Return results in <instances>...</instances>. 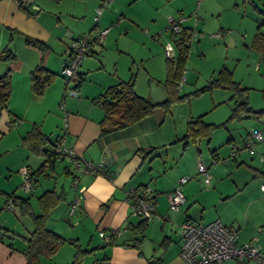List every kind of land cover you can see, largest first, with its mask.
<instances>
[{"label":"crops","instance_id":"0c3cea01","mask_svg":"<svg viewBox=\"0 0 264 264\" xmlns=\"http://www.w3.org/2000/svg\"><path fill=\"white\" fill-rule=\"evenodd\" d=\"M99 1L0 0V53L10 52L13 57L10 60L0 58V76L8 68L10 82L7 107L0 109V155L8 157L6 171L15 170L21 185L22 168L33 171L42 165L44 158L30 152L22 143V137L32 127L38 128L51 141L64 135L66 147L80 159L104 161L105 174L90 177L75 176L67 158L57 160L53 177L49 180L39 178L28 192H32L30 203L36 213L39 212L36 199L44 191L63 194V199L50 211L46 226L72 241L76 248L92 251L83 257L82 264H183L178 225L186 220L209 222L215 219L227 228L236 229L237 243L253 244L263 259L261 263L229 260L222 264H264V193L261 189L264 186V156L258 158L259 164L254 163L255 152L244 148L249 135L241 138L243 148L238 147L241 141L230 140L224 156L212 150L208 167L212 177L205 184L204 177H196L201 175L197 171L202 159V150L197 147L199 140L190 141L186 148L178 141L186 134L188 120L176 127L170 112L156 108L151 115L132 125L101 135L100 121L104 111L96 100L108 87L132 77L136 94L151 99V93L143 86L163 85L167 71L165 46H171L173 58L177 55L175 38L165 30L168 16L187 17L182 27L192 30V40L198 39L200 48L202 42L216 33L228 41L232 35L237 37L243 28L214 20L215 12L223 9L214 0H114L104 7L97 26L110 28L112 21H116L115 28L127 21L130 27L123 36L121 33L110 35L109 30L104 45L95 47L82 60L79 82L65 83L58 76L66 62L65 50L72 40L94 28L93 17ZM130 7L136 11H127ZM138 24L148 26L145 33L162 44L161 54L152 53L145 42L138 51L124 46L121 40L127 37V32L142 34ZM256 29L250 43L254 42ZM27 40L38 42L40 47ZM37 68L53 75L42 95H36L31 89V74ZM158 96H164L161 89ZM233 151L232 159L224 162ZM231 160L237 162V166L234 167ZM242 165L248 168L245 175L239 173ZM48 169L44 167L45 171ZM60 175L68 178L67 188L64 184L58 187ZM182 177L190 178L179 185ZM74 178L76 188L71 185ZM143 186H149L157 194L155 216L151 221L131 215L128 193ZM179 186L185 203L172 214L167 194ZM38 188L40 191H36ZM76 196L81 197V205L70 214V205ZM16 210L19 216H14L22 227L24 235L21 237L25 242L33 230V223L29 217L21 216L17 207ZM0 225L5 231L10 227L17 229L7 216ZM99 230H119V233L113 244H104ZM12 240L13 236L9 241ZM24 246L17 251L10 242V249H1V252L8 263L25 264L26 242ZM64 247L53 257H41L40 264H70L76 250ZM16 255L19 258L15 259ZM61 255L63 258H59Z\"/></svg>","mask_w":264,"mask_h":264},{"label":"rangeland","instance_id":"374dc122","mask_svg":"<svg viewBox=\"0 0 264 264\" xmlns=\"http://www.w3.org/2000/svg\"><path fill=\"white\" fill-rule=\"evenodd\" d=\"M186 1L190 2L188 0ZM195 1L197 2L198 0ZM214 2L220 5L221 9L223 8L220 13L217 11L215 12V17L213 16V18H215L214 20L221 23H228L239 29L243 28L245 33L240 29L238 36L233 37L232 35L229 37L230 39H228V41L221 38L222 35L218 38L211 36L206 42H202L201 48L198 42L199 40L194 38L192 40V48H190V52L185 61L184 73L182 76L185 78V82L183 85L179 84L178 87V96L185 95V99L171 103L168 109L161 107L159 109L162 112L164 110V112L171 113L176 127L181 126L185 120H195L202 115V121L205 124H224L223 127L216 129L212 133L209 144L207 139H199L197 147L199 146L202 150V159L199 162L206 168L210 167L212 159L210 154L212 150H216L220 156H224L225 153H227L226 147L229 146L230 140L234 139L238 142L241 141L238 147L243 148L242 137L244 138L251 132L257 131L264 135V115L258 114V110L264 109V59H260L261 54L256 50V47L253 46L254 42L250 43L254 29L257 28L258 25H261V32L264 33V0H214ZM130 8L131 9L126 10L129 12L136 11V9ZM107 10L108 9H106L105 12ZM115 25L116 21H112L110 25V35L116 36L118 33H121V36H123V33L130 27L127 21H122L114 28ZM138 26L142 34L133 31L127 32V37H123L121 40V42H125L124 46L132 51H138L141 48V43L145 42L146 48L151 47L152 53L155 51L161 54L162 44L160 45L156 40L150 38L149 34L144 31L148 26L142 24H138ZM220 71L224 73L221 79L224 83L226 79H230L229 81L242 89L240 90V94H243L241 97L247 98L248 106L251 108L250 111L241 110L230 118L235 108L240 103V95H236L237 90L232 91L228 88L216 87L199 95L191 94L209 85L214 79L218 78L220 76ZM153 82L155 81L153 80ZM154 85L157 86V88L152 86L143 87H145V91L151 93V102L160 103L166 99V91L163 85H159L158 83H154ZM159 89L164 92V96L160 98L158 96ZM253 148L256 154L254 163L259 164L257 163L259 160L258 158L264 156V140L262 142H254ZM229 156L223 159L224 162L230 160ZM230 162H232V160ZM7 164L8 157L0 155V214H2L0 216V221L2 222L4 216H7L9 222L12 221L14 225H17V229L12 230L10 227V229L6 231L3 229L0 230V264H18L19 262L16 261L15 263H8L7 258H5V255L1 252V249H10L8 247L10 242L17 251L25 247V242L21 237V235H24L22 227L17 218H15L17 214L14 216V214L4 211L2 209L3 202L6 198V194L17 193V196L21 195L31 198L32 192H23L20 185V177L15 170H11V172L6 171ZM231 164L234 167L237 166V162H232ZM155 165L156 167L158 166V159L155 161ZM247 170V166L242 165L239 169V173L245 175ZM208 173L209 176L212 177L211 168L208 169ZM168 175L167 177H169ZM155 176L160 177L161 175L155 173ZM196 177L200 178L203 177V175H197ZM63 184L65 188H67L68 178L64 177V175H60L58 178V187ZM36 191H40V188ZM11 230L14 234L10 232ZM12 236L13 240L9 241L12 239ZM63 246H65L64 248H73L76 250L74 243L69 240H66ZM63 246H61L59 250ZM17 258H19V255L15 256V259ZM59 258H63V255L59 256Z\"/></svg>","mask_w":264,"mask_h":264},{"label":"trees","instance_id":"16d2710c","mask_svg":"<svg viewBox=\"0 0 264 264\" xmlns=\"http://www.w3.org/2000/svg\"><path fill=\"white\" fill-rule=\"evenodd\" d=\"M192 35L193 32L188 27H182L180 33L172 34L171 38H175L174 43L177 55L172 59H165L167 71L163 86L167 97L164 101L160 103H153L148 98L137 95L134 89L133 77L129 81L119 82L117 85L108 87L96 98L97 102L100 103L101 108L104 111V116L100 121L101 135L123 129L151 115L156 108L161 107L168 109L171 103L185 99V95L178 96V87L179 81L184 73L185 61L188 56L189 44L192 40ZM27 42L31 45L40 47L39 43L36 41L31 42L27 40ZM254 46L261 56L264 57V33L261 32V25L257 26ZM0 58L10 60L13 57L10 52H2L0 53ZM222 71H220V76L214 79L209 85L202 87L191 94L199 95L216 87L224 89L228 88L232 91L237 90L236 95H240V103L235 108L230 118L235 116L241 110L250 111L251 108L248 106L247 98L241 97V95L243 96V94H240V90L242 89L237 87L233 82L229 81L230 79H226V82L224 83L223 80H221L224 74L221 73ZM52 79L53 75L48 71L42 68H37L31 74L32 91L36 95H42ZM9 84V70L7 68L5 73L0 76V109L7 107ZM258 114L264 115V109L258 110ZM202 117L203 115L197 117L195 120H189L187 122L186 134L178 140L183 142V148H186L190 141H197L199 139H207V141H210L212 133L216 129L224 126L223 123L216 125L205 124L202 121ZM55 140L51 141L36 127H32V129L22 137L23 145L26 146L30 152L44 158V161L39 168L33 171H29L27 169L30 176L33 177V186L37 183L39 178L49 180L53 177L52 173L57 160L50 151ZM46 164L49 167L48 171L44 170ZM66 173H68V171H66ZM62 199L63 194L56 193L54 190L44 191L36 199L39 209V212L36 213L30 203L29 197H22L14 194L6 195L5 203L7 201H11L13 205L18 208L20 215L29 217L33 223V230L28 239L25 240V264H40L41 257H52L58 252L59 248L66 243V240L63 237L49 230L46 226L50 211ZM90 252L92 251H85L76 248L75 256L70 264H82L83 257Z\"/></svg>","mask_w":264,"mask_h":264},{"label":"built area","instance_id":"2783aa9c","mask_svg":"<svg viewBox=\"0 0 264 264\" xmlns=\"http://www.w3.org/2000/svg\"><path fill=\"white\" fill-rule=\"evenodd\" d=\"M114 0H100L98 7L95 9L93 20L94 28L85 34L76 37L67 46L65 50L66 62L58 73V76L65 82L79 81V66L82 60L92 53L95 47L104 45L110 28H100L97 26L99 17L107 4ZM188 20L185 16L168 17L166 20L165 30L172 34H178L182 30L183 23ZM194 35V33H193ZM219 37L220 33H216ZM172 48L166 45L164 48L165 57L172 59ZM260 59H264L262 56ZM185 78L182 77L180 85H183ZM264 135L257 131L249 134V139L244 145L250 153L254 152V142H262ZM51 154L56 160L67 158L72 172L75 176H97L105 174L104 161L92 162L86 159H80L75 156L74 152L66 147L64 135L56 137ZM234 152L229 159H232ZM264 161V157H262ZM47 164L45 168H47ZM197 171L203 175V182L208 184L210 176L208 168L198 163ZM22 177L21 189L28 193L33 187V177L30 176L26 168L20 170ZM76 178V177H75ZM72 180V187H77L76 179ZM189 178L182 177L179 179V185L185 183ZM264 193V186L261 187ZM157 194L149 186H143L138 190H131L128 193L131 207V215L139 217L144 221H151L155 216V201ZM169 211L173 214L179 211L185 203V198L180 190V186L167 194ZM81 205V197L76 196L70 205V214H73ZM3 209L8 213L17 214L16 207L11 201H7ZM1 227V225H0ZM119 230H109L105 232L99 230L98 234L104 244H113L114 237ZM178 233L181 239L180 256L183 264H222L225 261L235 260L237 262H258L261 263L262 253L251 243L238 244L237 231L234 228H227L219 219L209 222L186 220L178 225Z\"/></svg>","mask_w":264,"mask_h":264},{"label":"water","instance_id":"95a60500","mask_svg":"<svg viewBox=\"0 0 264 264\" xmlns=\"http://www.w3.org/2000/svg\"><path fill=\"white\" fill-rule=\"evenodd\" d=\"M30 0H22V2H29Z\"/></svg>","mask_w":264,"mask_h":264}]
</instances>
